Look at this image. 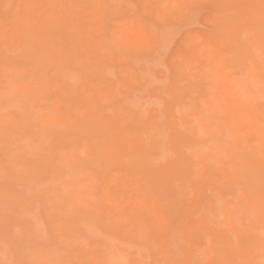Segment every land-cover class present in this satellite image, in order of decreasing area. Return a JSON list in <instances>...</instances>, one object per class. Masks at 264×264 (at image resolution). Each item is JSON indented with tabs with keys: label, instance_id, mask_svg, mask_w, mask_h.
Masks as SVG:
<instances>
[{
	"label": "rangeland",
	"instance_id": "1",
	"mask_svg": "<svg viewBox=\"0 0 264 264\" xmlns=\"http://www.w3.org/2000/svg\"><path fill=\"white\" fill-rule=\"evenodd\" d=\"M0 264H264V0H0Z\"/></svg>",
	"mask_w": 264,
	"mask_h": 264
},
{
	"label": "bare ground",
	"instance_id": "2",
	"mask_svg": "<svg viewBox=\"0 0 264 264\" xmlns=\"http://www.w3.org/2000/svg\"><path fill=\"white\" fill-rule=\"evenodd\" d=\"M169 43V42H168ZM164 54V53H163ZM156 64V63H155ZM159 64H157V66H158ZM145 83V82H144ZM146 86V85H145ZM160 108V107H159ZM141 109V108H140ZM37 215V214H36ZM32 218V217H31ZM31 220H33V218L31 219ZM36 222H37V220H36ZM37 224V223H36ZM35 224V225H36ZM34 233V232H33ZM110 255V254H109ZM119 257V256H118ZM116 261V260H115Z\"/></svg>",
	"mask_w": 264,
	"mask_h": 264
}]
</instances>
